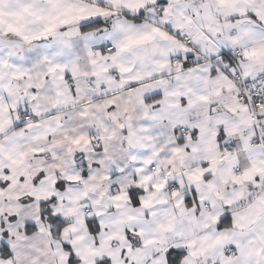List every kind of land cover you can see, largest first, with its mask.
Segmentation results:
<instances>
[{"label":"snow or ice","instance_id":"snow-or-ice-1","mask_svg":"<svg viewBox=\"0 0 264 264\" xmlns=\"http://www.w3.org/2000/svg\"><path fill=\"white\" fill-rule=\"evenodd\" d=\"M218 2L227 5L229 0ZM10 4L5 11L0 0V134L14 127L21 129L15 136L22 138L25 129L42 127L38 118L52 110L41 111V99L49 98L42 97L48 86L54 94L53 108L75 104L81 92L104 97L92 107L110 119L121 133H127L123 139L130 148H149L150 153L140 157L133 181L127 184L114 181L111 187L117 191L108 196L111 204H103L102 193L91 204L80 205L81 200L88 199L87 192L69 196L67 185L91 178L90 171L84 169L99 167L103 159L77 164L80 171L68 172L62 164L38 160L34 166L30 162V156H40L50 149L26 147L19 139L7 146L0 142V264H23L22 244L35 242L37 236L60 239L45 241L47 247L29 245L37 253L31 264H40V256L49 253L58 264H209V261L211 264H264V125L257 140L254 129L259 121L253 114L244 121L253 131L236 138L239 129L227 119L217 117L212 128L208 123L210 116L192 118L195 109L210 106L213 101L204 90L188 83L195 80L205 86L219 84L217 95L225 87L232 91L235 85L230 77L236 74L238 63L233 53L241 45V55L249 61L242 75L246 83L250 79L254 86L257 79L254 70L259 68L264 72V38H259L250 26L240 27L237 35H229L227 42L220 44L204 33L205 43L212 45L206 51L213 58L218 55L221 61H227L223 69L226 75L216 76L215 66H193L192 49L178 39L182 24L163 19L160 23L165 25V31L145 22L156 12L157 4L166 17L168 0H10ZM227 14L264 21V5L246 0L245 6L237 5ZM29 21L31 28L26 27ZM251 23L247 21V25ZM173 29L175 37L171 35ZM9 36L16 39L6 38ZM157 40L168 42V47H159ZM194 43L200 44V39H194ZM229 43L232 49L226 52L223 49ZM157 55L167 59H155ZM82 57L87 61L85 68H81ZM172 60L176 61L175 68ZM39 65L45 71L37 73L33 81L32 68ZM5 69H8L7 81ZM173 72L176 86L163 78H157L155 84L141 86L145 80ZM25 79L29 82L23 95L9 106L8 101L20 91L19 85L14 87L12 81ZM123 89L128 90L127 98L110 95ZM248 92L243 106L227 104V111L247 112V102L260 99L251 87ZM129 106L133 110L139 106L141 119L146 122L138 130L131 115L126 123L120 122L119 113L127 112ZM260 107L264 109V103ZM208 111L215 109L209 107ZM88 115L89 109L85 107L80 116ZM49 131L54 129L49 127L34 139H47ZM102 131L107 132V137L84 134L66 137L70 144L67 152L83 156L90 151L93 139L103 142L117 137L115 128L109 131L103 127ZM154 131L168 146V155L163 158L164 149L155 142ZM221 146L223 153L219 151ZM103 150L106 155V143ZM242 152L246 153L244 159L240 158ZM98 154L99 149L92 153ZM129 158L137 162L136 155ZM52 159H57L54 151ZM225 159L229 166L222 170L223 181L225 185L230 182L238 186L231 197H226L217 182L209 179L216 176L219 164ZM189 160L199 163L188 171H181L177 183V162L183 165ZM62 163H65L63 159ZM146 165L155 166L157 175L161 166L168 170L153 182L152 174H145ZM109 171L111 177L105 176V179L122 176L126 170L116 167ZM184 178L192 199L177 190L185 186ZM166 186L172 189L175 209L188 220L187 229L176 228L174 212H165V219H156L154 197ZM202 186L207 188V194L202 192ZM149 187L153 191L145 197ZM65 199L71 202L70 206L65 207ZM244 199L249 200L245 211H232L233 205ZM122 207L127 210L119 212ZM108 208L117 209L118 214L106 220ZM207 208L211 211L205 212ZM202 222L206 226L197 236L193 225ZM114 243L117 247H113Z\"/></svg>","mask_w":264,"mask_h":264},{"label":"clouds","instance_id":"clouds-1","mask_svg":"<svg viewBox=\"0 0 264 264\" xmlns=\"http://www.w3.org/2000/svg\"><path fill=\"white\" fill-rule=\"evenodd\" d=\"M258 6L264 5V0H255ZM246 0H229L227 5H221L218 0H168V13L165 17L164 12L161 9V5L157 4L156 12L153 14L152 17L148 18L145 22L148 24H155L157 27H160L163 30H167L163 23H160L161 20L167 19L170 23L173 24H182L183 31L180 34L179 42L182 43L184 46L189 47L192 49L193 53V66L197 68H205L208 65L215 66L218 69L216 76H224V67L227 65V61H221V57L216 55L213 58L212 54H209L206 49L212 47V45H208L205 43L203 37L204 33H207L212 40L216 41L217 44L221 42H227L226 38L229 35H237L240 27L250 26L253 27L256 33L259 34V38H264V21L252 20L251 16H230L227 13L231 11V9L235 6H245ZM12 5L10 4V0H3V8L7 11ZM191 18V22H189L188 18ZM245 22L241 25L239 22ZM247 21H252L251 25H247ZM228 25H233L235 27H228ZM27 28H31L32 24L29 21L26 25ZM173 37L176 36V30L173 29L171 32ZM8 39H16L14 36L6 37ZM194 39H200V44L194 43ZM156 44L161 48H167L168 42L157 40ZM149 48L152 45L148 46ZM232 49V45L229 43L224 51H230ZM242 53V46L237 45L235 47L234 53L236 55V59L238 63L236 64V74H233L230 79L233 81L235 88L232 91H229L227 87L224 88L223 91L219 92L217 95L216 92L219 90V84H209L207 86L203 85L200 82L192 80L188 83L191 84L192 87L202 89L207 94L211 96L213 101L212 105L202 106L195 109L191 113V117L196 118H203L204 116H210L212 119L208 121L209 126L214 128L215 127V119L217 117L227 119L231 125L236 126L239 129V134H243L245 136L249 135L252 128L248 126L247 123L244 121L247 120L249 116H253L254 119H257L259 123L255 126V132L257 134V140H259V136L261 134V125H264V109L260 107L262 103H264V72H261L259 68L254 70V74L257 75V79L253 82L249 79L246 83L245 78L243 77L242 73L244 71V66L249 64V61L245 60ZM155 59H167V57H161L157 55L154 57ZM198 60V63L196 62ZM81 68L87 67V61L83 57L81 58ZM172 67H176V61L172 60ZM5 80L7 81V72L8 69H5ZM45 71V67L43 65L34 66L32 68L33 72V81H36L37 73H43ZM231 71V68H229ZM176 75L175 72L169 75L168 73L163 74L162 77H153L151 80H145L142 82L141 86L147 84H155V80L157 78H163L170 81L171 86H176L177 81L173 79ZM42 79V77L40 78ZM215 80V77H212ZM29 81L19 80V81H12L13 86L19 85L20 91L13 95L11 99L8 101L9 106L15 103L20 96L23 95V91L25 85ZM185 83V82H181ZM252 88V93L259 95L260 99H257L255 103L251 100L247 102V112L238 111L236 114L227 111L225 105H244L245 96L249 95L248 89ZM127 89L120 90L118 92L110 93L112 96H123L127 98ZM239 93H243V95H239ZM46 95L49 98L44 99L42 98L40 101L41 104V111H45L46 109L51 108V111H47L45 115H42L38 118L39 122H41L42 127L40 128H32L31 130H24V135L22 138H18L15 136L16 133L20 132L21 129H17L14 127H10L5 131L3 134H0V142H3L6 146L10 143L16 142L19 139V142L28 146H35V147H44L45 149H50L51 151H46L40 156L31 157L30 162L35 166L38 160H45L48 164H62V168L68 172H78L80 169L77 167V164H83L87 161L92 159H103L104 163L99 167L87 169L85 171H90L91 178H84L83 180L72 182L67 185V195L74 196L76 194L87 192L88 199L81 200L79 203L83 205L85 203L91 204L93 199H99L101 194L103 193V204L108 205L112 202L108 199V196L112 193L116 192L117 189L111 187L114 181L119 183L127 184L129 181L134 180V169L138 166L139 160L141 156L148 155L150 153L149 148H140V147H133L130 148L129 144L126 139L123 137L127 136V133H121L120 129L116 127L113 122L106 118L102 112L96 111L95 108L92 106L95 104H99L103 101L104 97H97L93 96L91 93L87 95L84 92H81L76 97V103L68 105L66 107H57L53 108L52 105V98H54V94L49 91V87L45 86L42 97ZM88 107L89 115L86 117H81L80 112ZM214 108L215 111H208V108ZM21 108H25L24 104H21ZM7 115V114H5ZM120 115V122L126 123L127 117L131 115L133 117V124L135 128L138 130L141 125H144L146 122L141 119V109L139 106H136L135 109L129 106V110L127 112L121 111ZM16 113H12L13 119H15ZM98 122L100 126L98 127ZM54 129V131L48 132L47 139H34L38 134L46 131L48 128ZM107 127L109 131L115 128L117 133L116 139L107 140L101 142L98 140L93 139L92 144L89 145V152L85 153L81 156L78 153L69 154L67 152V148L70 147L69 141L66 137H75L81 134H84L88 137H98V136H105L107 137V132H103L102 128ZM158 131V130H157ZM157 131H154L152 135L157 136ZM143 135V134H141ZM158 146L164 149L161 154V158L168 155L167 152V145L163 142V137L157 136L155 141ZM107 144V154H104L103 145ZM147 143V142H145ZM97 149H99L98 155H92V153H96ZM52 151L57 154V159H52ZM220 153L224 152L223 146L220 148ZM130 155L137 156V162L133 163L129 158ZM246 153H241L240 158L244 159ZM65 163H62V159ZM110 158V159H109ZM77 163H73V161ZM199 162H193L191 160L185 161L183 165L177 162V169L179 170L176 173V181L181 179L180 172L181 171H188L194 164H198ZM229 166V161L225 159L223 163L219 164L218 171L215 177H210L209 179H214L220 191L226 196L231 197L234 190L238 186L232 185L230 182L225 185L223 178H222V170ZM116 167L125 169V174L122 176H118L115 178L105 179V176L111 177V172L109 168L115 170ZM145 167V174L151 173L153 176V182H157L168 169L161 166L159 175L156 173L155 166H144ZM49 171H53V169H49ZM173 182L170 180L169 184L171 185ZM184 187L178 188L177 190L180 191L181 195H187L189 199H192V192L187 187L188 181L184 178ZM151 187L144 193L145 197L149 196L152 193ZM171 187L166 186L160 192L156 193L154 197V204L155 208L153 209L156 213V219H165L166 217L163 215L165 212L172 213L174 212L176 218V228L179 229H187L189 227L188 220L186 217H183L178 209H175V198L171 196ZM207 188L202 186V192L207 194ZM250 191V189H249ZM259 192V189H256ZM166 201V202H163ZM65 207L70 206L71 202L67 199L64 200ZM219 201L217 204L219 205ZM249 204L248 199L239 200L237 201L232 208V211L237 213H241L245 211L247 205ZM130 207V205H129ZM106 220L108 218L115 217L118 214V210L115 208H108ZM127 209L121 208L119 212L126 211ZM205 212L211 211L210 208L204 210ZM147 219H153V217H146ZM206 226V222H202L200 225H193L196 230V235H200L203 232L204 227ZM172 234L169 233V236ZM191 238V235L190 237ZM59 240L58 237H43L40 238L37 236V240L34 241H26L22 244L21 251L25 254L23 257V264H31V259L33 256L37 255L33 251V249L29 246L32 243H36L38 247H47L45 241L47 240ZM113 247H117L114 243ZM52 248L55 249V244L52 245ZM40 264H58V261L49 253L46 256H40ZM211 264V261H209Z\"/></svg>","mask_w":264,"mask_h":264}]
</instances>
